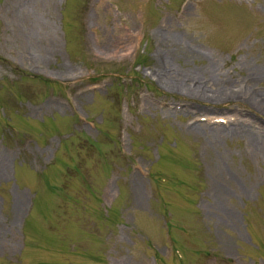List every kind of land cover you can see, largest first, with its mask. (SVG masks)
Here are the masks:
<instances>
[{"label":"rangeland","instance_id":"rangeland-1","mask_svg":"<svg viewBox=\"0 0 264 264\" xmlns=\"http://www.w3.org/2000/svg\"><path fill=\"white\" fill-rule=\"evenodd\" d=\"M171 71L264 95V0H0V264H264V161L192 131L264 112Z\"/></svg>","mask_w":264,"mask_h":264},{"label":"bare ground","instance_id":"bare-ground-1","mask_svg":"<svg viewBox=\"0 0 264 264\" xmlns=\"http://www.w3.org/2000/svg\"><path fill=\"white\" fill-rule=\"evenodd\" d=\"M164 66L166 68L167 64L165 63ZM255 76L256 74L252 75V78H254ZM161 80L177 91H184L186 93L194 95L207 96L214 99H217L219 94L228 95V97H238L240 99L250 101L253 105H255V108H258L260 111L264 112V95L262 93H253V90L250 91V89L244 85H240L236 89L232 90L219 89V86L221 85V80L214 75L211 77L210 80L204 81V79H202L201 81L193 84V80L190 75L171 71V74H168L166 79ZM191 83L192 85H190ZM215 126L216 127H207L205 125H196L192 127V131H194L196 134H202L203 136L207 135L208 139L206 140H210V142L211 140L214 141L226 137V133L228 131L230 133H233L232 137H235L236 134L234 133L240 131L241 133L247 136L246 138L249 142L248 144L250 153L261 161H264V133L258 134L257 132L251 129H235L233 131L230 127L225 130L220 125ZM0 164H3V159H1ZM21 209L22 207L20 206L18 208V211L20 212Z\"/></svg>","mask_w":264,"mask_h":264}]
</instances>
